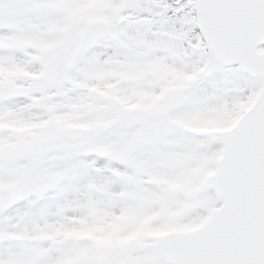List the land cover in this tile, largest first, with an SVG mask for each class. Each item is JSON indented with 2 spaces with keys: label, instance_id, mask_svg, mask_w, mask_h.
Segmentation results:
<instances>
[{
  "label": "snow or ice",
  "instance_id": "snow-or-ice-1",
  "mask_svg": "<svg viewBox=\"0 0 264 264\" xmlns=\"http://www.w3.org/2000/svg\"><path fill=\"white\" fill-rule=\"evenodd\" d=\"M0 264H264V0H0Z\"/></svg>",
  "mask_w": 264,
  "mask_h": 264
}]
</instances>
